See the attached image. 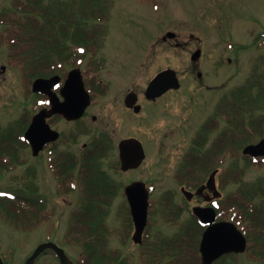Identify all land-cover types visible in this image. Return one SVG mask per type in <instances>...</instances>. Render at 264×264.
Instances as JSON below:
<instances>
[{
	"label": "rangeland",
	"instance_id": "obj_1",
	"mask_svg": "<svg viewBox=\"0 0 264 264\" xmlns=\"http://www.w3.org/2000/svg\"><path fill=\"white\" fill-rule=\"evenodd\" d=\"M60 1L65 3L66 0H57L58 3ZM57 2L54 5H58ZM111 2V17L103 29L105 39L102 49L105 52L102 56L107 66L99 73L105 84L107 82L109 85L111 98L89 109L84 121H95L94 129H101L114 144L125 137H135L143 143L146 158L142 165L120 178L114 177L123 183L137 177H148L151 213L147 232L152 236L159 232L169 236L176 231V226L161 219L156 199H159L164 188H175L180 197L174 172L181 154L190 146L193 135L214 111L220 98L225 94L231 95L236 88L252 80L250 73L256 59L260 61V57L264 56V46H255L262 43L258 33H264V0ZM10 3L11 0H0V12L9 10ZM167 31L175 32L176 38L163 40L162 36ZM197 48L201 49V56L191 61L190 55ZM227 58H231L230 63ZM7 63V52L0 50V128L13 126L19 129L20 122L25 120L34 105V96L26 95L25 78L21 71L13 66V62L12 65ZM261 67L264 68V63H261ZM164 68L176 70L180 88L165 94L155 104L146 103L141 94L143 107L137 114L125 108L121 95L132 90L143 92L149 79ZM197 72H201L200 77H197ZM257 91L258 87L254 89L255 93ZM262 103L264 105V99ZM257 118L264 119V109L257 111ZM78 126L59 120L57 128L62 134L60 144L67 148V135ZM87 139L85 135L80 136L77 144L87 142ZM239 151L241 156L239 149L230 152V156L225 155L221 168L232 169L236 164L245 166L241 181L248 186L264 185V161L245 165L246 160L237 156ZM232 154L236 155L232 157ZM20 155L26 158V163L0 175V191L18 185L17 181L12 182V178L26 174L31 167L36 168V182L40 193L47 199L50 219L35 230L23 232L15 230L0 214L1 254L9 263L24 264L36 245L50 237L59 244L63 243L69 260L74 262L83 254V248L65 234L70 228L69 215L76 196H60L53 191L46 151L32 156L31 150L24 148ZM102 162L105 164L106 160ZM238 185L228 183L223 188L224 193L229 195ZM180 200L177 199L178 202ZM182 202L185 205L181 219L187 220L194 199L188 203ZM256 202L264 204V197H257ZM232 214L228 210L223 215L230 217ZM105 222L108 226L105 262L109 263L121 253L129 257L131 264L133 261L137 264L140 248L130 238L125 242L120 240L123 238L121 231L127 224L123 221V212L117 211V207L108 210ZM242 225L248 231L247 224ZM248 246L243 254L228 256L217 264H258L254 260L258 257L254 254L255 242L251 240ZM35 264H58V261L52 255H41Z\"/></svg>",
	"mask_w": 264,
	"mask_h": 264
},
{
	"label": "trees",
	"instance_id": "obj_2",
	"mask_svg": "<svg viewBox=\"0 0 264 264\" xmlns=\"http://www.w3.org/2000/svg\"><path fill=\"white\" fill-rule=\"evenodd\" d=\"M13 4L19 12V19L15 21L19 30L16 33L18 46H45L44 52L58 49L61 53V46H85L86 49L88 46H99L96 22L105 18L101 17V12L107 11V14L109 12L108 0H68L63 5L60 3L54 5V0H14ZM72 49L69 48L68 52L71 53ZM259 76L264 77V68ZM254 86L255 83L249 80L245 86L237 88L232 95L233 98L229 100V113L234 118L228 119L230 150L263 133L256 121L246 120V117L252 118L255 109L263 108L262 101L260 102L258 95L254 94ZM259 95L264 97L263 82L260 85ZM26 125L27 121L23 120L19 124V129L0 128V154L11 155L13 145L10 140L18 142L19 146L23 147L21 135ZM238 171V177L230 176V183L240 181L244 171L240 169ZM22 182L16 193L7 197L9 202L7 206L12 207L7 209L1 200L0 205L5 208L4 212L11 221L29 228L26 225L36 217L38 208L32 202L31 185L24 177ZM248 185L246 182L239 184L241 190L230 205H234L243 214L241 215L243 219L246 216L249 223L255 224L262 217H257L259 210L250 205L255 202L256 197L264 195V185ZM92 198L95 196L92 195ZM102 213L96 210H80L74 214L77 227L73 229L79 236L77 245L84 248V255L76 261L77 264L106 263V245L101 234V229L105 227ZM261 229L264 230V219Z\"/></svg>",
	"mask_w": 264,
	"mask_h": 264
},
{
	"label": "flooded vegetation",
	"instance_id": "obj_3",
	"mask_svg": "<svg viewBox=\"0 0 264 264\" xmlns=\"http://www.w3.org/2000/svg\"><path fill=\"white\" fill-rule=\"evenodd\" d=\"M105 52V51H103ZM104 54V53H103ZM91 72V71H88ZM90 74V73H88ZM88 77V75H87ZM91 79V78H90ZM99 82H101V79H98ZM98 80H95L93 82V87L97 88L98 85ZM91 86V85H90ZM90 92V105L86 108L84 115L75 121H71L72 123H76L78 128L71 134L67 135V140H66V146L65 151L68 152L71 156V159L73 163L75 164L76 167L82 164V162L86 161L87 163L90 162V167H93V163L99 159L98 154L101 151H104V139H101L103 131L101 129H94L93 123L95 121L89 120L88 122H85L87 112L89 109L94 108L96 106H99L102 103V100H106V98H111V92L110 91H100V90H92ZM136 93V101L134 103V106L139 105L140 110L142 109V100H141V94L143 95L144 101L149 104H155L159 101L161 98L158 97L154 100H149L144 96V91H134ZM171 91H167L166 93H169ZM129 93L125 92L123 95L119 96L118 98L121 97L122 103L124 104L125 108L132 110L134 112V106L132 108H129L126 106V95ZM110 95V96H109ZM109 96V97H108ZM144 105V103H143ZM134 112V113H138ZM95 119V118H92ZM55 124L53 125V127ZM220 126L216 128L215 130L209 129L206 132H204V138L200 136L199 142L202 141V139H205V145L208 151H211V146L213 144L214 140L218 139L220 130ZM87 136L88 141L87 142H82L80 145H78V138L80 136ZM91 136H94V138H90ZM131 138L135 137H125L122 138L119 142L116 144L113 143L112 140L109 141L106 151H107V157H106V163L104 164V169L108 170V175L110 176L109 179V194L111 197H105L103 199H99L98 202L94 203H83L81 202L79 196L81 194H84L85 192H96V186L101 183L102 180H97L99 175H92V176H83L80 177L78 176L73 180V190L72 194L76 196V201L72 203L73 206L75 207H87V208H104V209H109L111 210L114 207H117V211H122L123 212V221L125 220L127 224H129V221L127 219V212H130L131 209V203L132 201L134 204L140 203L142 200V196L140 194H131L130 197L126 194V186L130 184L133 181H142L144 184L147 186L149 183L148 177L139 178L137 177L134 180H129L127 182H120L116 180L114 176H118L119 178L123 176L126 172L132 169H137L139 166L142 165L143 161L146 158V150H145V156L142 161L139 162L137 159L136 162L134 163L133 167L127 170H122L121 169V161H120V145L124 144L126 146V149L128 151L134 150V141L129 140ZM191 143V142H190ZM193 145V144H192ZM63 146V145H62ZM60 147V146H59ZM64 147V146H63ZM49 152H52L55 148L54 145L50 144L47 147ZM164 150V149H163ZM160 152V151H158ZM162 154V152H161ZM49 163L48 167L52 171L53 169L55 170L57 167L62 168V164H56L54 163L55 155L49 156ZM183 157L187 161H183L184 163L181 164ZM203 156H196V155H188L185 156L184 152L180 156L179 164L177 168H179V165H182V169L180 173L178 171H175L174 174H178L182 177L184 183L182 185H178L176 183V186L178 188V193L180 194V197L178 196L175 188H164L163 192H161L159 199H156L157 205L159 207L164 208L168 212H170V216L175 215L177 216L180 213V204H184L182 200L185 202H190L191 200L194 199V205H200V206H211L213 204V201L216 203L218 202L219 205L222 207H225L227 205V200L228 196L227 194L224 193L223 188L227 185V177L225 175L224 178L221 179V185L219 184L218 180H216V187L220 190L221 194L218 195L217 197H213V193L215 191L213 183H206L207 179L202 180V176L198 177V170L196 169V164L195 160L196 158H202ZM211 157V156H210ZM102 157V159H104ZM189 168V169H188ZM52 175V174H51ZM50 181L52 182L51 186L52 189L55 191L59 189V186L61 184L60 180L57 179L55 176H49ZM176 176H174L175 180ZM200 178V179H198ZM187 185V187H186ZM224 185V186H223ZM193 192L192 193H185L184 191ZM177 199H181L179 202ZM125 213V214H124ZM172 221H169L168 223H171ZM123 235L129 234V237L132 235V231H127L122 230ZM131 232V234H130ZM162 240V238L157 237V233L154 234L151 237H148V242L144 245L143 249L141 250V256L143 257L142 261L144 264H149L150 263V258L154 256H159L161 255L162 251L160 250V247L157 245V242ZM168 243L171 244L170 238H168ZM158 249V250H157Z\"/></svg>",
	"mask_w": 264,
	"mask_h": 264
},
{
	"label": "water",
	"instance_id": "obj_4",
	"mask_svg": "<svg viewBox=\"0 0 264 264\" xmlns=\"http://www.w3.org/2000/svg\"><path fill=\"white\" fill-rule=\"evenodd\" d=\"M168 37H174L171 32L167 33ZM166 37V36H165ZM164 37V38H165ZM200 56V50L197 49L191 55L192 60H196ZM200 76V73L198 74ZM58 77H52L50 79H38L33 85L35 91H41L48 93L51 98L52 108L50 110L43 109L33 117V120L29 128L25 132L27 141L31 144L33 154L36 155L43 145L58 137V133L51 130L46 123V117L53 113H61L67 119H75L82 115L86 105L89 103V97L84 90L83 82L79 70H71L61 87V93L64 97V101H59L57 96L50 91V88L57 84ZM179 80L176 72L172 69H164L158 72L153 79L149 82L146 89V97L154 99L160 96L162 93L170 88H178ZM135 101V95L129 94L126 98L128 106H132ZM138 107H136V111ZM244 153L251 154L253 156L264 154V139L257 144L247 145L243 149ZM120 156L122 160V166L124 169L134 165V162L143 157V150L139 143L134 145V150L128 151L124 144L120 145ZM136 194L142 196L140 203L134 204L132 214L136 227V234L134 240L139 242L141 240V233L146 223L147 213V201L146 191L144 190L142 183H136L130 188ZM194 212L199 215L203 223L211 222L215 218L214 211L212 209H201L199 207L194 208ZM246 246L245 237L236 228V226L227 221H222L209 226L203 233L202 240L200 242V251L202 254V263L211 264L213 260L220 255L227 252H241L244 251ZM46 248L54 249L61 260L62 264H68V259L64 251L52 242H46L38 245L33 254L27 259L26 264H33L36 256ZM0 264H3L0 259Z\"/></svg>",
	"mask_w": 264,
	"mask_h": 264
}]
</instances>
